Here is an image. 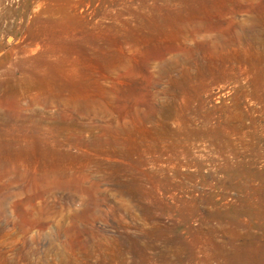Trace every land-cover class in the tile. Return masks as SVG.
<instances>
[{
	"label": "rangeland",
	"instance_id": "obj_1",
	"mask_svg": "<svg viewBox=\"0 0 264 264\" xmlns=\"http://www.w3.org/2000/svg\"><path fill=\"white\" fill-rule=\"evenodd\" d=\"M0 264H264V0H0Z\"/></svg>",
	"mask_w": 264,
	"mask_h": 264
},
{
	"label": "bare ground",
	"instance_id": "obj_2",
	"mask_svg": "<svg viewBox=\"0 0 264 264\" xmlns=\"http://www.w3.org/2000/svg\"><path fill=\"white\" fill-rule=\"evenodd\" d=\"M240 68V66L238 64H225V65H218L216 67V69L221 73L222 76H226V77H231V76H235L237 74V70ZM60 72L59 71H49L46 72V74H44V77L47 80V83L50 84L55 83V81H59L60 78ZM61 83V82H60ZM62 84V83H61ZM20 141H22V146L20 145H16V147H11V149L9 150H14L16 152H26V151H35L37 152L39 155V158L41 161H43L46 158H50L52 159V155H50L53 151L57 150L56 146L54 144H49L46 141H44L43 139L41 140L39 137H36V139L34 140V144L32 146H29L27 144H25L27 141L24 139H21ZM6 149V148H4Z\"/></svg>",
	"mask_w": 264,
	"mask_h": 264
}]
</instances>
